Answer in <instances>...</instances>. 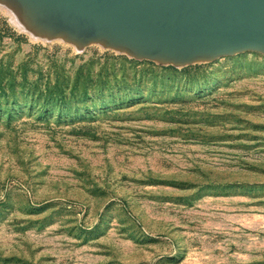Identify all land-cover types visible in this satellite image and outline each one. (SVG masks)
Instances as JSON below:
<instances>
[{"label":"rangeland","instance_id":"rangeland-1","mask_svg":"<svg viewBox=\"0 0 264 264\" xmlns=\"http://www.w3.org/2000/svg\"><path fill=\"white\" fill-rule=\"evenodd\" d=\"M15 20L0 264H264V53L158 62Z\"/></svg>","mask_w":264,"mask_h":264},{"label":"bare ground","instance_id":"bare-ground-1","mask_svg":"<svg viewBox=\"0 0 264 264\" xmlns=\"http://www.w3.org/2000/svg\"><path fill=\"white\" fill-rule=\"evenodd\" d=\"M12 1L16 9L6 0L0 6L34 39L19 6L39 29L73 43L104 40L140 57L186 62L238 49L264 53V0Z\"/></svg>","mask_w":264,"mask_h":264},{"label":"water","instance_id":"water-1","mask_svg":"<svg viewBox=\"0 0 264 264\" xmlns=\"http://www.w3.org/2000/svg\"><path fill=\"white\" fill-rule=\"evenodd\" d=\"M7 2H9L12 6H13V8L14 9H16L17 8V4L14 2V1H12V0H6ZM23 9L19 6V12H20V17H21V19L22 20H25L24 22L27 24V28L26 29H28V30H30L31 32H33L34 34H36V35H39V36H42V37H51V36H59V37H63V38H65L66 40H68V41H70L71 43H73L70 39H69V37H67V35H65L64 33H62V32H59V33H53V32H48V31H45V30H43V29H39L36 25H34L30 20H29V18L28 17H26L24 14H23ZM25 16V17H24ZM90 42H97V43H100V44H102V45H106V46H109V47H111V48H114V49H116V50H122V51H124V52H126V53H128V54H130V55H132V56H134V57H136V58H151V59H154V60H156V61H158V62H174V63H185V62H182V61H179V62H177V61H171V60H168V61H163V60H161V59H159V58H157V57H153V56H147V55H143V56H138V55H134L133 53H131L130 51H128L126 48H122V49H118V47L117 46H112V44L111 43H107V42H105L104 40H96V41H90V40H87V42H84V43H73L74 45H77V46H82V45H84V44H87V43H90ZM246 49H251V48H249V47H246ZM255 49H257V48H255ZM255 49H252V50H254V51H256ZM239 50H241V49H238V50H236L237 52H239ZM258 50V49H257ZM231 52H234V51H231ZM225 53V52H220V53H217L216 55H214V57H218V56H223V55H229V54H233V53ZM236 53V52H235ZM214 57H212V58H214ZM200 59V58H199ZM211 59V58H210ZM192 60H195V59H192ZM188 61H191V60H188ZM188 61H186V62H188Z\"/></svg>","mask_w":264,"mask_h":264}]
</instances>
